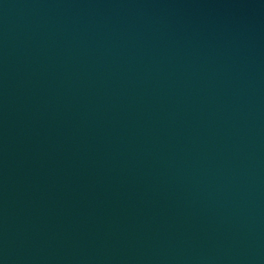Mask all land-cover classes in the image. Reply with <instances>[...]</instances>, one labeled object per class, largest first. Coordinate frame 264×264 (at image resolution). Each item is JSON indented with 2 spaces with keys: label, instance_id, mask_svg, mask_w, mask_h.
<instances>
[{
  "label": "water",
  "instance_id": "1",
  "mask_svg": "<svg viewBox=\"0 0 264 264\" xmlns=\"http://www.w3.org/2000/svg\"><path fill=\"white\" fill-rule=\"evenodd\" d=\"M0 264H264V0H0Z\"/></svg>",
  "mask_w": 264,
  "mask_h": 264
}]
</instances>
